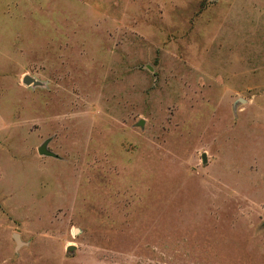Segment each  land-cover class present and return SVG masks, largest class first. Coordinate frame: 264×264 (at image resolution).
<instances>
[{
  "label": "rangeland",
  "instance_id": "1",
  "mask_svg": "<svg viewBox=\"0 0 264 264\" xmlns=\"http://www.w3.org/2000/svg\"><path fill=\"white\" fill-rule=\"evenodd\" d=\"M0 264H264V0L0 2Z\"/></svg>",
  "mask_w": 264,
  "mask_h": 264
},
{
  "label": "water",
  "instance_id": "2",
  "mask_svg": "<svg viewBox=\"0 0 264 264\" xmlns=\"http://www.w3.org/2000/svg\"><path fill=\"white\" fill-rule=\"evenodd\" d=\"M23 83L25 84H30L31 82H33V79L26 75L23 77L22 79ZM38 152L41 153V154H45V155H52V152H50L47 148H46V142H44L43 144H41L39 147H38ZM203 158L205 159V157L203 156ZM68 249H73V246H68Z\"/></svg>",
  "mask_w": 264,
  "mask_h": 264
},
{
  "label": "crops",
  "instance_id": "3",
  "mask_svg": "<svg viewBox=\"0 0 264 264\" xmlns=\"http://www.w3.org/2000/svg\"><path fill=\"white\" fill-rule=\"evenodd\" d=\"M4 1H6V0H0V2H4ZM12 62H13V60H12Z\"/></svg>",
  "mask_w": 264,
  "mask_h": 264
}]
</instances>
